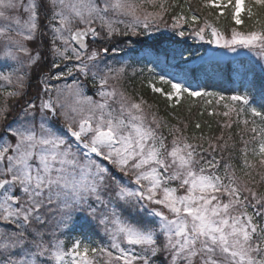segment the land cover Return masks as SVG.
<instances>
[{
	"label": "snow or ice",
	"instance_id": "snow-or-ice-1",
	"mask_svg": "<svg viewBox=\"0 0 264 264\" xmlns=\"http://www.w3.org/2000/svg\"><path fill=\"white\" fill-rule=\"evenodd\" d=\"M255 6L264 0H0V264H264V98L195 90L182 51L134 60L117 39L164 24L264 72V20L238 30ZM229 15L236 26L222 29ZM169 56L179 71L158 73ZM137 76L170 107L185 94L222 104L208 112L226 118L219 134L170 123L125 87Z\"/></svg>",
	"mask_w": 264,
	"mask_h": 264
},
{
	"label": "trees",
	"instance_id": "trees-1",
	"mask_svg": "<svg viewBox=\"0 0 264 264\" xmlns=\"http://www.w3.org/2000/svg\"><path fill=\"white\" fill-rule=\"evenodd\" d=\"M179 3H183V0H179ZM192 3L195 6L197 0H192ZM179 11V8L170 11L168 15L165 16V22L167 24H170L172 22L171 16ZM252 11L256 14L254 15L252 20H249L245 13H242L244 24L238 26V30L246 31L251 29L253 26L257 28L260 27L259 25H255V20H264V9L255 6L252 7ZM218 26H220L222 29H230L231 27H234L236 25L231 20V17L229 15L226 17H221ZM228 35H230V31L228 32ZM117 39L123 41V43L120 45L121 47H126L128 43H131L132 41L133 44L139 46L140 48L148 47L156 56H159L161 61H164L165 59L163 55L165 50L176 49L178 51H182L184 57L189 58L194 55L192 50H198L199 48H202L203 45L200 41L194 42L191 38L186 39L174 37L171 32L170 35L167 36L162 35L160 32H153L151 37H121ZM125 50L126 52H128L127 47ZM168 60V66H172V63L176 61H178L177 63L181 62V58L179 57H177L176 60H172L171 56H169ZM242 61V68L245 70V73L243 75V80L240 79L241 84L237 83V81H235V79L232 77L231 67L214 69L212 63L210 64L209 62L201 66H197L196 68H188V81L191 84L197 86L200 90L206 89L207 91H215L225 96L232 95L237 91L242 92L248 90L255 98L254 102L258 105L261 99L264 98V72H261L259 62H251L247 61V59ZM163 66L165 65L163 64ZM46 70L47 69H45V71ZM148 79L149 78L147 76H137L126 82L125 87L133 94L141 95L145 99H147L149 103L157 105L160 115L165 116L170 123H176V119H173V116L187 121L189 123V133L193 131L194 123L196 121H199L201 122L205 133L209 135L219 134L220 128L218 122L224 123L226 122V118L222 115L210 116L208 115V112L218 111L222 113L223 111H225V109L222 107V104L218 106L215 100H213L212 104L208 105L201 97L192 98L187 97L185 94L181 97L180 104L176 105L175 107H170L169 102L165 100L164 97L159 96V94L152 93L151 88L148 86ZM190 107L191 111L189 112ZM201 112L203 113L202 115ZM169 113H171L172 115H169ZM233 118L235 117L233 116L232 119ZM208 125H211V128H209ZM242 127V125L237 126L234 124L230 130L237 142L239 141V137L236 136V133L241 130ZM224 131L225 135H227L229 130L226 129ZM71 235H79V233L77 232ZM100 240V237H92L93 243L97 244L101 242ZM71 242V236H69L67 238L66 246H70Z\"/></svg>",
	"mask_w": 264,
	"mask_h": 264
},
{
	"label": "rangeland",
	"instance_id": "rangeland-1",
	"mask_svg": "<svg viewBox=\"0 0 264 264\" xmlns=\"http://www.w3.org/2000/svg\"><path fill=\"white\" fill-rule=\"evenodd\" d=\"M166 23V22H165ZM162 35H170V31H168L165 27L164 24H161L160 26V31H159ZM202 45V48H199L198 50H192L193 52V56L187 58L188 59V63L186 65V67L189 68H196L197 66H201L207 62H209L210 64L212 63L214 66L217 67H221V68H227V67H232V70H234V77L236 80L239 79V77L242 76L241 73H243V69H242V60H246L247 61H251V62H257L255 60L254 57H250L248 54L242 55L237 57L234 53H229L227 52V50L225 49H219L214 47L213 45H208L202 41H200ZM133 43V41L131 42ZM128 47V46H126ZM126 47H124L126 49ZM131 50L132 52H137V58H140L142 56L146 57V53H151V51H149L148 48H143L140 49V47H136V45H132L130 48L128 47V51ZM202 52V53H201ZM124 54V53H122ZM152 57H155L152 53H151ZM156 71L159 72H164V73H168V72H173V74H176V72H178V69H173V67H165V66H160L156 69ZM69 83H71V80L68 81ZM189 82V81H188ZM190 83V82H189ZM191 84V83H190ZM160 87H165L164 85H157ZM191 86L195 89V90H200L197 86L191 84ZM88 95H93V92L91 91V89L88 90L87 92ZM235 118H233L234 120ZM102 241L103 238L100 237ZM96 243H93V245H95ZM98 264H103V260L102 259H98Z\"/></svg>",
	"mask_w": 264,
	"mask_h": 264
}]
</instances>
